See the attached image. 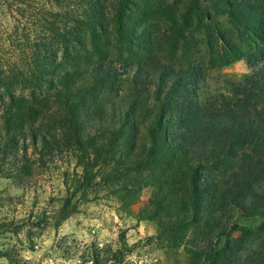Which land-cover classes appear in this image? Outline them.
<instances>
[{
  "label": "trees",
  "instance_id": "obj_1",
  "mask_svg": "<svg viewBox=\"0 0 264 264\" xmlns=\"http://www.w3.org/2000/svg\"><path fill=\"white\" fill-rule=\"evenodd\" d=\"M148 1L0 0V17L8 21L0 28V173L20 177L26 167L19 163L30 146L52 161L76 149L83 169L73 180L71 196L91 193L100 169L105 177L106 165L114 162L119 193L138 195L150 180L161 181L155 203L161 206L170 194H179L191 206L188 220L200 225L222 211L230 223V212L238 210L243 217L260 218L257 231L264 232V52L248 55L251 73L236 83L234 95L204 102L195 95L202 76L198 65L181 72L152 56L139 63L133 80L145 90L154 84L158 105L144 139L137 97L127 109L110 106L111 112L105 111L106 99L98 90L116 70L101 57V42L112 26L118 43L149 49L148 28L141 20L136 29L131 26L136 15L145 16ZM188 1L181 18H196L202 30V1ZM225 3L230 18L264 43L257 25H245L250 17L241 9L257 11L255 0ZM141 27L144 31H138ZM176 88L182 90L179 95H173ZM53 89L55 95H47ZM106 118L113 125L104 124ZM95 122L99 128L89 131ZM229 223L222 219L206 235L201 246L206 260L214 263L223 256L227 264H264V247L247 251L250 228L233 221L231 228L245 236L228 239L224 251H218Z\"/></svg>",
  "mask_w": 264,
  "mask_h": 264
},
{
  "label": "rangeland",
  "instance_id": "obj_2",
  "mask_svg": "<svg viewBox=\"0 0 264 264\" xmlns=\"http://www.w3.org/2000/svg\"><path fill=\"white\" fill-rule=\"evenodd\" d=\"M201 1L205 10L202 30H198L196 18H181L188 0H149L145 16L136 15L131 24L136 29L135 23L141 20L148 28L147 37L152 35L153 39L149 49H129L126 42L118 43L112 26L108 38L101 42V57L111 62L116 72L101 83L98 95H104L108 113L110 106L127 109L134 97L140 100V138L146 136L158 105L155 85L145 90L133 80L139 63L152 56L181 72H190L198 65L202 76L195 95L204 102L234 95L236 83L251 73L248 55L264 52L261 36L239 27L230 18L225 0ZM255 3L257 11L244 6L241 9L250 17L245 25H257L256 33L263 35L264 0ZM5 23L8 21L0 17V28ZM143 27L138 31H144ZM218 28L225 38L218 36ZM38 29L35 23L32 32L36 34ZM180 92L181 88H176L173 95ZM47 95H55V89ZM112 122L106 118L104 124ZM98 128L95 122L88 130L95 132ZM28 153L19 163L26 167L20 177L0 173V264H227L223 256L209 262L207 251L201 247L222 219L229 223L222 211H215L200 225L188 220L191 206L186 200L180 201L179 194H170L161 206L155 203L153 196L159 192L156 189L161 181L157 184L150 180L138 195L119 193L112 170L114 162L106 165L105 177L101 178L100 169L91 193L71 196L73 180L83 169L78 163L79 152L67 150L54 161L31 146ZM232 211L227 234L216 246L218 251H224L228 239L245 236L241 229L231 228L232 221L250 228L245 239L247 251L264 247V232L257 231L262 220Z\"/></svg>",
  "mask_w": 264,
  "mask_h": 264
}]
</instances>
